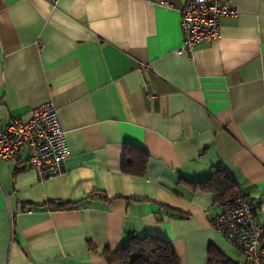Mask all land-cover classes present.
Segmentation results:
<instances>
[{
  "label": "crops",
  "instance_id": "obj_1",
  "mask_svg": "<svg viewBox=\"0 0 264 264\" xmlns=\"http://www.w3.org/2000/svg\"><path fill=\"white\" fill-rule=\"evenodd\" d=\"M223 1L220 37L178 55L186 0H0L1 126L51 102L70 149L44 182L26 148L0 160V264H108L132 236L180 264L211 246L243 262L213 228L218 194L195 187L226 171L264 224V0ZM128 145L141 177L122 172Z\"/></svg>",
  "mask_w": 264,
  "mask_h": 264
},
{
  "label": "built area",
  "instance_id": "obj_2",
  "mask_svg": "<svg viewBox=\"0 0 264 264\" xmlns=\"http://www.w3.org/2000/svg\"><path fill=\"white\" fill-rule=\"evenodd\" d=\"M160 4L170 7L168 0ZM180 14L183 42L177 54L191 55L198 45L217 40L223 19L236 17L237 10L223 0H186ZM22 148L41 182L63 172L70 149L53 103L31 110L27 119L15 118L4 127L0 122V160L15 161ZM212 225L241 251V264H264V224L247 195L239 193L226 201Z\"/></svg>",
  "mask_w": 264,
  "mask_h": 264
},
{
  "label": "trees",
  "instance_id": "obj_3",
  "mask_svg": "<svg viewBox=\"0 0 264 264\" xmlns=\"http://www.w3.org/2000/svg\"><path fill=\"white\" fill-rule=\"evenodd\" d=\"M148 156L138 147L128 145L124 155L122 172L132 176L141 177L147 168ZM196 188L211 191L218 194V201L222 205L237 196L240 192L226 171L214 173L210 180L198 183ZM101 197V198H100ZM91 199L107 200L101 194L89 197ZM57 210H67L78 205L76 203H53ZM182 216L185 217L184 214ZM108 264H180L173 246L168 241L155 236H132L129 242L118 251L106 248L104 252ZM208 264H233L215 246H211L208 252Z\"/></svg>",
  "mask_w": 264,
  "mask_h": 264
},
{
  "label": "rangeland",
  "instance_id": "obj_4",
  "mask_svg": "<svg viewBox=\"0 0 264 264\" xmlns=\"http://www.w3.org/2000/svg\"><path fill=\"white\" fill-rule=\"evenodd\" d=\"M233 245V244H232Z\"/></svg>",
  "mask_w": 264,
  "mask_h": 264
}]
</instances>
